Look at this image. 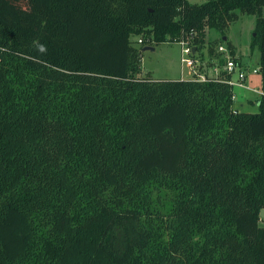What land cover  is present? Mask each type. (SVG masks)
Here are the masks:
<instances>
[{"label": "trees", "instance_id": "1", "mask_svg": "<svg viewBox=\"0 0 264 264\" xmlns=\"http://www.w3.org/2000/svg\"><path fill=\"white\" fill-rule=\"evenodd\" d=\"M263 8L0 0V264H264ZM240 13L256 17V112L205 38ZM133 35L188 37L218 72L144 77Z\"/></svg>", "mask_w": 264, "mask_h": 264}, {"label": "rangeland", "instance_id": "2", "mask_svg": "<svg viewBox=\"0 0 264 264\" xmlns=\"http://www.w3.org/2000/svg\"><path fill=\"white\" fill-rule=\"evenodd\" d=\"M190 3H201L204 0H188ZM264 16V8L262 10ZM254 15H248L244 13L239 14V18L222 32L217 29H206L207 42L210 40H218L220 44L225 48V56L230 57V50L227 46V42L234 44L233 47L237 48L239 57L248 64V73L252 77V82H248L250 89H244L242 87H234V106L239 107L241 110L248 112L258 111V98L259 93L251 91L252 88L261 90V77L259 73H252V69L258 68L260 60V52L258 46H251L252 35L255 29ZM224 37V42L219 41L220 36ZM138 38H143V35H133L131 37L132 45L137 48L148 46L146 44L138 43ZM154 49L142 50V56L140 59L141 75L144 77H150L152 79H177V78H189L192 77L189 68H187L181 62L182 47L180 42H164L160 44L152 45ZM218 49V48H217ZM200 55V52L198 53ZM236 56V54H235ZM203 57L207 58L206 46L204 48ZM204 59V60H205ZM203 67L209 68L207 63L203 64ZM246 69V68H245ZM235 77V76H234ZM247 99H252V102H248ZM264 223V218H262Z\"/></svg>", "mask_w": 264, "mask_h": 264}, {"label": "built area", "instance_id": "3", "mask_svg": "<svg viewBox=\"0 0 264 264\" xmlns=\"http://www.w3.org/2000/svg\"><path fill=\"white\" fill-rule=\"evenodd\" d=\"M138 43L142 44L143 38H138ZM181 44V62L184 64L187 68H189L190 73L192 77H197L200 80H205L207 76L203 72H199L197 69L199 65V61H197L195 58H193L192 49L194 46H192L190 39L188 37L183 38L180 41ZM219 51H226L225 48L221 45L218 47ZM224 69L227 70L228 73H232V78L228 80V83L233 87H242V88H249L248 85L245 83L247 73L249 72L248 69L242 68L238 63H236L231 57L227 58L226 64L224 66ZM216 74H217V70ZM252 73H258V68L252 69ZM235 76V77H234ZM259 94L262 93L261 90L257 91ZM235 96V95H234ZM234 98V97H233Z\"/></svg>", "mask_w": 264, "mask_h": 264}, {"label": "crops", "instance_id": "4", "mask_svg": "<svg viewBox=\"0 0 264 264\" xmlns=\"http://www.w3.org/2000/svg\"><path fill=\"white\" fill-rule=\"evenodd\" d=\"M206 38V37H205ZM206 42H207V39H206ZM234 44H232V46H233ZM219 46H221V45H219ZM235 46V45H234ZM195 48V47H194ZM233 49H234V52H235V54H236V57H239V55H238V50H237V48L235 47H233ZM195 51H196V49H195ZM195 51H194V53H195ZM238 60H239V62L241 63V67L242 68H246V69H248V64L245 62V61H243V59H242V57L241 58H237ZM210 61H209V58H208V56H207V58L205 59V60H203L202 62L201 61H199V64H204V63H209ZM213 62V64H215V61H212ZM215 70H217V72H218V68H217V66L216 65H212V66H209V68L207 67H202L201 68V72H203L206 76H215L216 75V71ZM178 79V78H177ZM252 77L249 75V73H247V77H246V80H245V83H247L248 84V82L250 81V82H252ZM249 87V86H248ZM244 89H250V88H244ZM251 91H253V92H256V93H258L257 91H259V89H257V88H252L251 89ZM248 100V102H252V99H247ZM236 108H239V107H237V106H235ZM240 109V108H239Z\"/></svg>", "mask_w": 264, "mask_h": 264}, {"label": "water", "instance_id": "5", "mask_svg": "<svg viewBox=\"0 0 264 264\" xmlns=\"http://www.w3.org/2000/svg\"><path fill=\"white\" fill-rule=\"evenodd\" d=\"M146 49H154V47L153 46H143L142 47V50H146ZM194 51H195V48L192 49L193 53H194ZM260 215L262 218H264V208L261 209Z\"/></svg>", "mask_w": 264, "mask_h": 264}]
</instances>
